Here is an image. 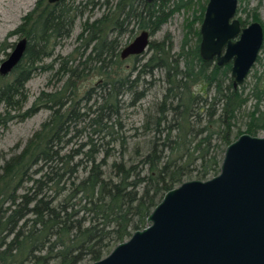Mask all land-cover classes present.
I'll use <instances>...</instances> for the list:
<instances>
[{
	"label": "trees",
	"instance_id": "trees-1",
	"mask_svg": "<svg viewBox=\"0 0 264 264\" xmlns=\"http://www.w3.org/2000/svg\"><path fill=\"white\" fill-rule=\"evenodd\" d=\"M207 2L104 0L106 12L83 24L77 37L81 46L46 66L58 64L53 78L60 86L42 90L29 108L2 122L22 121L39 109L51 112L23 149L0 166V264L102 259L146 226L168 190L220 172L236 119L251 101L245 132L258 135L264 129V71H255L248 87L235 88L231 63L219 65L200 55L196 25ZM194 7L200 11L188 21L179 51L167 34L151 41L147 59L146 52L130 56L132 65L124 66L129 58H121L123 35L135 30L155 35L175 13ZM78 13L65 0L40 2L12 32L23 34L28 45L12 71L14 79L0 83L4 115L24 108L27 82L71 35ZM158 70L164 73L162 96L143 107L153 84L147 77ZM86 82L91 86L85 90ZM138 106L143 122L127 128L124 114ZM143 135L147 139L139 140Z\"/></svg>",
	"mask_w": 264,
	"mask_h": 264
},
{
	"label": "water",
	"instance_id": "water-1",
	"mask_svg": "<svg viewBox=\"0 0 264 264\" xmlns=\"http://www.w3.org/2000/svg\"><path fill=\"white\" fill-rule=\"evenodd\" d=\"M238 6L239 0H208L199 45L203 60L232 64L235 88L244 83L264 45L263 25H243ZM151 41V33L142 30L122 48L121 58L143 55ZM27 45V38L15 44L0 75L12 72ZM91 264H264V136L241 134L226 147L217 175L168 190L143 229Z\"/></svg>",
	"mask_w": 264,
	"mask_h": 264
},
{
	"label": "rangeland",
	"instance_id": "rangeland-1",
	"mask_svg": "<svg viewBox=\"0 0 264 264\" xmlns=\"http://www.w3.org/2000/svg\"><path fill=\"white\" fill-rule=\"evenodd\" d=\"M40 2L44 5L49 3L48 0H0V65L8 58L10 52L14 49L15 44L22 38H26L23 34L12 32L16 31L19 26L25 22V16L32 13ZM110 2L115 4L118 0H110ZM65 3L67 5H73L74 8H78L80 11L76 18L71 35L61 40V42L56 46L53 54L44 58L43 61L39 63L44 66V68H39L27 82L26 89L29 99L21 111H12L9 115H4L5 106L0 104V166H2L6 160L10 159L12 155L19 153L23 149L26 141L49 117L51 112L48 109H39L32 116L22 121L19 117H15L8 120L6 126L2 125V122L7 121V118L9 119L11 116L21 114L29 108L42 90L52 91L60 86V84L53 78V74L56 71L58 64L55 63L53 69L47 68L46 66L53 64V60L58 56H68L74 53L75 48L81 46L82 43L77 39V37L82 31L83 24L87 20L92 22L106 12V7L103 5L104 0H65ZM199 11L200 9H198V7H194L191 9H182L180 12L175 13L166 23L162 25L160 30L155 35H152V41H161L167 34H170L174 50L179 51L187 32L188 21L192 20L194 14H198ZM254 16H256L258 20H254ZM237 17L241 21H247V25L252 21H259L264 27V0H239ZM200 26V23L196 25L199 29ZM140 32L141 30H135L134 32H127L123 35L121 38V49L132 42ZM150 54L151 52L147 50L144 55L145 59H147ZM75 55L77 56L78 53ZM259 56L262 58V62L254 65L250 74L240 86L246 85L248 87V85L254 80L253 73L255 71L258 73L264 71V52L262 50L260 51ZM132 61V58L125 60L124 66L129 69L132 65ZM14 75L15 74L12 72L6 76L0 75V83L11 82L14 79ZM163 78L164 73L160 70L155 71L153 77H147V80H152L153 84L151 85L148 95L141 101V105L143 107H149L161 98L164 88ZM51 79L53 80L52 83H50ZM89 86H91V82H86L83 85V88L86 90ZM253 104L254 102L251 101L236 119L233 135L234 140L237 139L235 136L239 130L242 134L246 133L245 130L247 129L249 121V115L247 116V114L249 111H252ZM143 118L144 114L140 106L136 109L129 108L124 114V122L126 123L127 128L141 125ZM258 135L264 136V129L261 130ZM146 139L145 135L139 137V140ZM81 140L83 139L78 138L77 141L80 142ZM17 145L18 147H16ZM52 264H59V262L54 261ZM82 264H90V262L85 261Z\"/></svg>",
	"mask_w": 264,
	"mask_h": 264
},
{
	"label": "flooded vegetation",
	"instance_id": "flooded-vegetation-1",
	"mask_svg": "<svg viewBox=\"0 0 264 264\" xmlns=\"http://www.w3.org/2000/svg\"><path fill=\"white\" fill-rule=\"evenodd\" d=\"M146 3H147V2H146ZM129 57H130V56H129ZM129 57H128V58H129ZM126 59H127V58H126ZM211 61H214V62H215V61H216V59H214V60H211Z\"/></svg>",
	"mask_w": 264,
	"mask_h": 264
}]
</instances>
